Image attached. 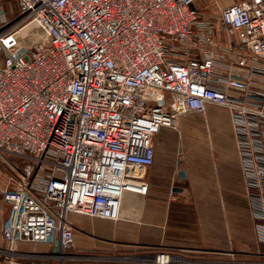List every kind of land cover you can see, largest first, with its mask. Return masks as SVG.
I'll return each mask as SVG.
<instances>
[{
    "label": "built area",
    "instance_id": "2783aa9c",
    "mask_svg": "<svg viewBox=\"0 0 264 264\" xmlns=\"http://www.w3.org/2000/svg\"><path fill=\"white\" fill-rule=\"evenodd\" d=\"M196 2L18 0L19 16L0 31L6 264L85 256L72 252L70 214L118 219L128 175L155 160L156 134L177 127L183 114L205 113L209 103L235 113L253 215L264 221V0L220 8L221 29L242 33L250 51L216 43L204 31L214 20L202 22ZM204 42L232 52L247 73L222 70ZM22 242L49 249H20ZM132 257L199 263L169 249Z\"/></svg>",
    "mask_w": 264,
    "mask_h": 264
},
{
    "label": "crops",
    "instance_id": "0c3cea01",
    "mask_svg": "<svg viewBox=\"0 0 264 264\" xmlns=\"http://www.w3.org/2000/svg\"><path fill=\"white\" fill-rule=\"evenodd\" d=\"M201 1L196 2L201 21L214 20V27L204 31L218 44L228 47L233 41L250 51L244 37L239 41L242 33L230 36L221 29L223 6L207 17L201 12ZM19 14L18 0H0V28ZM204 48L214 51L222 70L228 66L236 74L247 73L238 67L232 52L224 53L206 42ZM232 91L245 94L237 88ZM154 144L153 164L137 167L127 177L118 219L70 214L76 253L113 256L169 249L199 260L198 264H248L264 258V221L253 215L233 110L209 103L205 113L183 114L177 127L161 128ZM6 183V176H0V186ZM9 213L0 188L3 247L9 245L3 238Z\"/></svg>",
    "mask_w": 264,
    "mask_h": 264
},
{
    "label": "rangeland",
    "instance_id": "374dc122",
    "mask_svg": "<svg viewBox=\"0 0 264 264\" xmlns=\"http://www.w3.org/2000/svg\"><path fill=\"white\" fill-rule=\"evenodd\" d=\"M216 1V0H215ZM231 3L232 0H220L219 3L216 1L214 4V0H202L201 1V7H202V14H205V16L210 17L212 15L215 16L216 13H218V7L220 6H225L229 3ZM1 244V243H0ZM18 247L20 249H24V250H48L49 246L47 244H42V243H36V242H22L20 244H18ZM75 252V248L74 251ZM92 257L94 259H85V257ZM98 256H110V255H106L105 253H93V254H89V255H85V256H75V257H79V258H69L65 264H142L140 263L141 261H139V259L137 260H133V259H128V260H121L124 259L123 257L118 258L119 256H139V254H134V253H130V254H125V255H120V254H114L113 256L110 257H117V259H112V260H98L100 259ZM4 256L2 255V253L0 254V264H6V262L4 261ZM80 257L84 258V259H80ZM262 257L259 256L256 259H253V261L249 262L248 264H256L254 263L255 261L260 260ZM120 259V260H119ZM236 260H239L236 257Z\"/></svg>",
    "mask_w": 264,
    "mask_h": 264
},
{
    "label": "water",
    "instance_id": "95a60500",
    "mask_svg": "<svg viewBox=\"0 0 264 264\" xmlns=\"http://www.w3.org/2000/svg\"><path fill=\"white\" fill-rule=\"evenodd\" d=\"M12 22H10V23H8L7 25H5V26H3V27H1L0 28V31L2 30V29H4L5 27H7L9 24H11ZM252 44L250 43L249 44V47H250V49H252V46H251ZM59 242H58V240L55 242V251H58L59 250ZM106 258H100V259H98V260H112V259H115L114 257H110V256H105ZM85 259H94V258H92V257H85Z\"/></svg>",
    "mask_w": 264,
    "mask_h": 264
},
{
    "label": "bare ground",
    "instance_id": "6f19581e",
    "mask_svg": "<svg viewBox=\"0 0 264 264\" xmlns=\"http://www.w3.org/2000/svg\"><path fill=\"white\" fill-rule=\"evenodd\" d=\"M67 257H69V256H66V258H67ZM98 257H99V258H106L105 256H101V257L98 256ZM114 258L117 259V257H114ZM118 258H121V257H118ZM124 259H133V260L135 259V260H137L136 257H129V258H124Z\"/></svg>",
    "mask_w": 264,
    "mask_h": 264
}]
</instances>
